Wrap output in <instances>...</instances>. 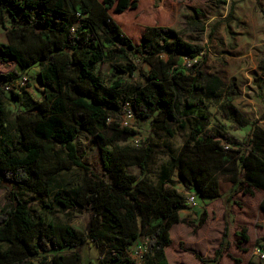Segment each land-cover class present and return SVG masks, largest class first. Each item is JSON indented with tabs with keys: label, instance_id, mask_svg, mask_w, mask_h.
I'll return each mask as SVG.
<instances>
[{
	"label": "trees",
	"instance_id": "trees-1",
	"mask_svg": "<svg viewBox=\"0 0 264 264\" xmlns=\"http://www.w3.org/2000/svg\"><path fill=\"white\" fill-rule=\"evenodd\" d=\"M153 1L154 6L160 2ZM139 8V0H0V27L7 40L0 57H12L22 71L37 66L43 93L31 110L12 115L4 105L7 93L15 99L18 94L4 87L19 75L0 79V128L14 130L0 141V183L7 187L0 208V264H33L34 258L38 264H84L80 248L88 244L98 251V264H169L165 247L172 225L204 223V217L196 223L180 218L187 206L173 181L164 174L157 183L144 176L152 153L148 143L117 144L136 134L116 119L125 110L139 124L169 134L188 131L171 158L184 193L205 202L221 198V179L229 184L225 202L238 192L264 191V129L233 104L234 81L225 83L206 72L195 60L203 46L171 36L166 26L145 25L135 35L127 33L120 21ZM190 25L195 28L197 22ZM102 61L112 63L106 81L95 72ZM257 70L264 78V58ZM222 97L224 118L235 129L249 127L241 140L207 128L206 110ZM82 132L98 146L102 174L91 172L78 154L74 141ZM72 166L86 171L81 181L51 192L57 174ZM22 192L50 195L53 204L43 205L66 215L86 211L85 230L48 219ZM260 208L264 211V197ZM224 216L213 262L229 246L226 211ZM142 235L146 251L137 263L131 247ZM236 235L248 240L245 228ZM248 264L261 263L251 259Z\"/></svg>",
	"mask_w": 264,
	"mask_h": 264
},
{
	"label": "rangeland",
	"instance_id": "rangeland-1",
	"mask_svg": "<svg viewBox=\"0 0 264 264\" xmlns=\"http://www.w3.org/2000/svg\"><path fill=\"white\" fill-rule=\"evenodd\" d=\"M153 2L139 0L140 8L128 13L120 21L124 30L130 35H135L145 25L158 24L166 26L171 36L180 34L183 39L203 46V53L195 60L202 61V68L206 72L216 74L225 83L234 81L238 94L234 97L233 104L246 108L251 117L256 115L261 118L264 111V78L257 73V62L264 58V0H260V6L256 0H160L157 6H154ZM193 19L197 22L195 28L190 25ZM6 42L5 31L0 27V48ZM117 61L122 62L125 59L117 58ZM142 70H147L145 64ZM95 72L106 81L112 74V63H97ZM11 73L19 75L12 91L18 94V98L15 99L10 92L7 93L5 109L12 115L21 111L28 112L33 104L43 97L38 81V67L33 66L28 71H22L12 57H0L1 81L5 75ZM224 102L222 97L221 100L209 104L206 110L207 128L219 129L241 140L248 128L235 129L233 123L224 118ZM116 119L121 121L123 117L116 116ZM258 123L264 128V121ZM127 126L136 130V134L127 136L117 144L148 143L152 153L144 176L157 183L159 176L164 174L168 180L174 182L177 190H181V184L176 181L171 158L183 144L188 131L173 129L172 134H169L161 128H152L148 123L139 124L133 120L128 121ZM12 135L14 130L8 125L0 128V141ZM74 143L89 170L102 174L99 149L92 136L82 132ZM128 171L138 173L137 167H129ZM85 173L84 169L76 166L59 172L51 192L56 188L75 187ZM221 185V198L206 202L200 200L196 210L180 213L182 217L191 218L193 223L198 222L200 217L205 220L200 227L186 224L172 226L169 231L172 242L165 247L169 264H203L195 255L206 260L208 264H234V258L239 259V264L251 259L264 264V257L260 256L261 253L264 255V211L260 208L263 191L256 190L253 195L238 192L231 201L225 202L229 185L224 179H221ZM22 193L25 198L31 199V204L48 219L85 230L88 220L86 211L66 215L56 207L48 209L43 205L53 204L50 195ZM6 201L7 187L0 183V208ZM225 211L228 214L229 246L219 260L213 262L214 251L219 245L225 224ZM242 228H245L247 241H242L236 235ZM146 242L147 238L142 235L136 243L144 246ZM80 253L84 264H98V251L93 245H83ZM37 261L38 259L34 258L33 264H38Z\"/></svg>",
	"mask_w": 264,
	"mask_h": 264
},
{
	"label": "built area",
	"instance_id": "built-area-1",
	"mask_svg": "<svg viewBox=\"0 0 264 264\" xmlns=\"http://www.w3.org/2000/svg\"><path fill=\"white\" fill-rule=\"evenodd\" d=\"M186 65L190 66V60L189 59H185ZM24 81H26L24 79ZM14 84L15 82H13L12 84H7L4 88L5 90H13L14 89ZM123 117V120H121V123L123 125H127L128 121L133 120L132 114L129 110H125L123 115L121 116ZM184 194V203L187 207L191 208V207H196L198 204V199L196 197V195L189 191V192H185ZM137 244V243H136ZM134 244L131 247V256L135 259V261H142L144 253L146 251V246H141V245H136ZM260 256L263 258L264 255L261 253ZM140 263V262H137Z\"/></svg>",
	"mask_w": 264,
	"mask_h": 264
},
{
	"label": "crops",
	"instance_id": "crops-1",
	"mask_svg": "<svg viewBox=\"0 0 264 264\" xmlns=\"http://www.w3.org/2000/svg\"><path fill=\"white\" fill-rule=\"evenodd\" d=\"M29 69H31V68H28V69H26L25 71H28ZM257 73H259V71L257 70ZM259 75L261 76V74L259 73ZM262 77V76H261ZM263 78V77H262ZM235 105V104H234ZM236 106V105H235ZM236 108L247 118V119H249V120H256V122H257V124L258 125H260L261 126V124L260 123H258V122H262V121H264V117L261 115V118H257V116L256 115H254L253 117H251L250 115H249V113L247 112V110H246V108H243V107H239V106H236ZM264 112V111H263ZM255 118V119H254ZM262 127V126H261ZM242 128H245V127H242ZM246 128H248L247 129V131L249 130V127H246ZM263 128V127H262ZM264 129V128H263ZM247 131L243 134V135H245L246 133H247ZM235 138V137H234ZM243 138V137H242ZM241 138V139H242ZM238 140V139H237ZM177 179V178H176ZM229 185V184H228ZM180 187H181V190H178L179 192H181V193H184L183 192V187L181 186V185H179ZM221 188H222V185H221ZM258 190H261V189H258ZM254 191H256V190H254ZM263 191V190H262ZM222 192H223V190H222ZM263 193H264V191H263ZM263 197H264V194H263ZM263 197H262V199H263ZM261 199V200H262ZM201 201H199L198 200V204H197V206L199 205V203H200ZM197 206L196 207H191V209H189V210H187L186 208H184V209H182V210H180L179 211V216H180V218H185V217H182L181 216V212H185V211H187V213L188 212H190V211H192V210H196L195 208H197ZM185 216H187V214L185 215ZM188 219H191V218H188ZM175 224H181L182 225V223H175ZM174 225V224H173ZM172 225V226H173ZM172 228V227H171ZM170 228V229H171ZM171 238V237H170ZM171 242H172V239H171ZM249 262V261H248ZM248 262H246V263H244V264H248Z\"/></svg>",
	"mask_w": 264,
	"mask_h": 264
}]
</instances>
